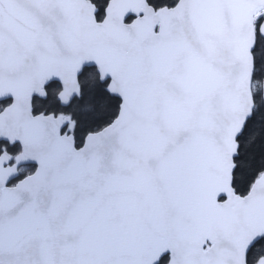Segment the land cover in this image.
<instances>
[{
    "label": "snow or ice",
    "instance_id": "6c2138e0",
    "mask_svg": "<svg viewBox=\"0 0 264 264\" xmlns=\"http://www.w3.org/2000/svg\"><path fill=\"white\" fill-rule=\"evenodd\" d=\"M0 264H264V0H0Z\"/></svg>",
    "mask_w": 264,
    "mask_h": 264
}]
</instances>
